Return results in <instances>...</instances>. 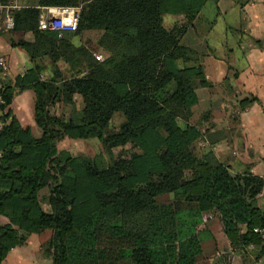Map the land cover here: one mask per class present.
Returning <instances> with one entry per match:
<instances>
[{
	"label": "trees",
	"instance_id": "trees-1",
	"mask_svg": "<svg viewBox=\"0 0 264 264\" xmlns=\"http://www.w3.org/2000/svg\"><path fill=\"white\" fill-rule=\"evenodd\" d=\"M18 1L13 28L0 34L32 62L14 84L33 90L40 134L7 110L14 87L3 83L0 263L30 233L51 227L54 264H201L213 216L235 249L261 238L251 228L264 223L257 203L264 177L231 172L210 147L195 150L209 113L191 120L192 108L197 89L212 83L204 53L181 37L206 0ZM67 3L81 5L75 44L70 30L38 28L42 6ZM166 13L182 17L169 24ZM61 100L62 117L54 110ZM66 136L98 138L109 159L66 148L59 156ZM41 247L46 255L48 242Z\"/></svg>",
	"mask_w": 264,
	"mask_h": 264
},
{
	"label": "crops",
	"instance_id": "crops-1",
	"mask_svg": "<svg viewBox=\"0 0 264 264\" xmlns=\"http://www.w3.org/2000/svg\"><path fill=\"white\" fill-rule=\"evenodd\" d=\"M219 16L222 19L218 23ZM181 17L182 13L163 15L169 24ZM26 37L32 38L33 34L27 32ZM181 42L204 53L205 75L212 83L210 87L197 89L198 101L192 108L191 120L203 110L209 113L201 127L202 131L208 128V132L198 140L195 150L210 147L231 172L247 169L264 177V0H206ZM0 54L9 64L3 83L14 87L6 108L21 124L29 125L33 134L39 135L40 128L33 115L34 92L31 88L17 90L14 84L32 62L25 49L11 45L3 33ZM40 75L45 76V72ZM247 94L256 95L257 99L240 103ZM45 190L42 188L40 193ZM257 203L264 206V186L257 195ZM6 220L0 215V222ZM204 227L205 258L201 264H264V239L235 249L217 216L208 219ZM50 235V228L30 233L23 244L9 249L0 264H43L45 260L54 264ZM44 241L48 242L46 255L41 247ZM225 254L230 257L224 259Z\"/></svg>",
	"mask_w": 264,
	"mask_h": 264
},
{
	"label": "built area",
	"instance_id": "built-area-1",
	"mask_svg": "<svg viewBox=\"0 0 264 264\" xmlns=\"http://www.w3.org/2000/svg\"><path fill=\"white\" fill-rule=\"evenodd\" d=\"M21 6L18 0L0 1V31L6 32L14 26L13 9ZM81 5L63 4V5H45L41 7V13L38 18V28L52 29L59 32L63 30L76 31L80 27ZM96 58L103 59L106 51H94ZM9 64L6 57L0 54V128L5 124L7 116L4 114L3 105L5 104L3 79L8 71ZM2 151L0 150V158ZM252 232L258 234L264 239V223L253 225Z\"/></svg>",
	"mask_w": 264,
	"mask_h": 264
},
{
	"label": "rangeland",
	"instance_id": "rangeland-1",
	"mask_svg": "<svg viewBox=\"0 0 264 264\" xmlns=\"http://www.w3.org/2000/svg\"><path fill=\"white\" fill-rule=\"evenodd\" d=\"M229 17H231L230 14H229ZM221 19H222V16H219L217 18V22L218 23L221 22ZM80 30H81V27H79V29L76 30V31H71L72 32L71 39L74 37V43L73 44H75L77 42L78 36H80V34H81ZM85 33H92V32L84 31L83 32V36H84ZM85 35H86L85 36L86 42H89V41L95 42L92 39L91 40L87 39V38H90L89 36H87L88 34H85ZM90 36H92V34H90ZM94 49H95V51L100 50V48L97 46V44H94ZM61 66H62L63 73L66 75L68 63H65V61L63 60L61 62ZM247 96L248 97L249 96L252 97V94H247ZM54 110L56 111V113L60 117H62L63 112H64L63 102L62 101H58L55 104ZM119 120H120V115L116 114L113 117L112 122L113 123H118ZM62 148H66V149H68L69 151H71L72 153H75V154L85 153V154H88V155H91V156L98 155V156L101 157L103 162H106L109 159L108 154L105 153L103 151V149H102V145H101L100 140L98 138H96V137H87V138H73V137H68V136L62 137V138H59L58 141H57V154H59V156H60V151H61ZM117 151H118V148H115L114 152L117 153ZM46 206H47V204H46ZM51 209L55 210L56 209V204H54V203L51 204ZM50 230H51V235H50L49 239L51 241V249H53V246H52L53 228L51 227ZM47 263H48L47 260H45L43 262V264H47Z\"/></svg>",
	"mask_w": 264,
	"mask_h": 264
},
{
	"label": "water",
	"instance_id": "water-1",
	"mask_svg": "<svg viewBox=\"0 0 264 264\" xmlns=\"http://www.w3.org/2000/svg\"><path fill=\"white\" fill-rule=\"evenodd\" d=\"M229 257H230L229 254H225V255L223 256L224 259H228Z\"/></svg>",
	"mask_w": 264,
	"mask_h": 264
}]
</instances>
